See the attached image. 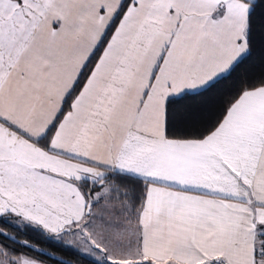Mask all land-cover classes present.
Here are the masks:
<instances>
[{"label":"snow or ice","instance_id":"1","mask_svg":"<svg viewBox=\"0 0 264 264\" xmlns=\"http://www.w3.org/2000/svg\"><path fill=\"white\" fill-rule=\"evenodd\" d=\"M8 228L87 264H264V0H0V264H44Z\"/></svg>","mask_w":264,"mask_h":264},{"label":"trees","instance_id":"2","mask_svg":"<svg viewBox=\"0 0 264 264\" xmlns=\"http://www.w3.org/2000/svg\"><path fill=\"white\" fill-rule=\"evenodd\" d=\"M258 61L253 60L252 62H249L248 65L245 66V69H242L241 71L248 70V71H258ZM221 87L227 88L229 85L225 83ZM5 231L8 232L9 236H17V239L19 240H28L31 243L35 244V250L29 252L27 248H23L22 250L25 252H29L30 255L35 256L38 252H50V256H43L42 259L44 261V264H56V262L60 260L70 259L72 260V264H87L88 258H82L77 259L76 257L72 256L70 252L65 249L63 251H56L52 252V249L56 247L51 242H47L40 238L36 233L28 232L26 235H19L17 234L12 228L5 229ZM3 240V237H0V241ZM9 247H17L11 240L7 241ZM17 250H21L20 248H17Z\"/></svg>","mask_w":264,"mask_h":264}]
</instances>
